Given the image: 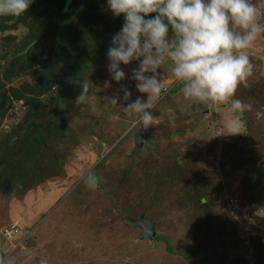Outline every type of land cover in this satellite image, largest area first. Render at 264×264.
Wrapping results in <instances>:
<instances>
[{"label":"rangeland","instance_id":"374dc122","mask_svg":"<svg viewBox=\"0 0 264 264\" xmlns=\"http://www.w3.org/2000/svg\"><path fill=\"white\" fill-rule=\"evenodd\" d=\"M252 2L264 23V0ZM28 42V26L16 20L0 32V93L8 100L0 142L34 107L29 87L39 83L47 56L31 70L5 75ZM246 52L254 72L234 98L252 110L243 113L238 135L218 130L217 120L233 118L227 104L184 98L169 61L158 69L166 92L153 98L157 121L147 129L124 109L137 97L147 99L130 79L138 61L121 64L126 78L119 83L111 78L107 56L89 61L83 79L95 112L78 104L77 96L57 101L54 88L41 95V166L24 170L25 194H0V256L8 264H264V33ZM177 85V92L168 93ZM122 87L131 92L127 102ZM12 88L25 97L17 99ZM117 93L118 106L105 104ZM53 155L60 169L50 176L45 166ZM90 170L100 178L95 191L84 183ZM230 199L239 201L240 219L231 218ZM142 216L155 225L153 239L140 238L142 229L130 221Z\"/></svg>","mask_w":264,"mask_h":264},{"label":"clouds","instance_id":"9594fccd","mask_svg":"<svg viewBox=\"0 0 264 264\" xmlns=\"http://www.w3.org/2000/svg\"><path fill=\"white\" fill-rule=\"evenodd\" d=\"M32 3L33 0H0V16H20ZM107 7L115 17H124L106 52L111 78L119 83L126 78L121 64L139 62L131 70L130 79L136 82L139 93L147 94V99L137 97L124 107L135 114L137 124L145 129L155 125L153 98L166 92L158 69L169 61L171 75L182 84L185 99L227 104L233 118L217 120L218 130L223 135L242 133V115L251 111L252 105L234 97L240 85L248 86L254 72L246 50L264 33V23L258 19L261 14L252 0H107ZM74 83L80 89L75 101L95 112L89 83ZM121 91L123 101H129L128 88L122 87ZM104 99L105 104L118 106L121 97L117 93ZM84 183L95 191L100 178L90 170ZM0 264H8L7 259L0 256ZM40 264L48 262L41 259Z\"/></svg>","mask_w":264,"mask_h":264},{"label":"trees","instance_id":"16d2710c","mask_svg":"<svg viewBox=\"0 0 264 264\" xmlns=\"http://www.w3.org/2000/svg\"><path fill=\"white\" fill-rule=\"evenodd\" d=\"M108 11L107 0H33L28 11L20 16H0V32L6 30L9 23L16 20L28 26L31 39L25 55L17 56L10 61L9 68L5 70L7 77L31 70L38 58L47 56L43 68L36 76L39 83L29 87L33 95L31 100L34 107L28 112L24 121L0 142V194L19 196L25 194V190H29L26 189L24 170L30 172L39 170L42 161L38 156L42 152V146H46V142L39 134L38 122L41 108L44 107L43 104H38L41 100L40 96L52 88L57 89V94L54 96L57 101L64 99L68 94L71 98L79 95L80 89L74 82L85 81L83 74L85 75L86 66L93 57L96 55L106 57L113 35L122 27L123 15L111 16ZM154 15L150 14V16ZM169 33L172 35L171 31ZM177 86L171 91L178 90L182 85ZM11 91L17 99L25 97L19 89L12 88ZM7 103L5 92L0 93L2 110L0 116L4 115L3 109L6 108ZM15 136L18 140L11 143V139ZM55 157L56 155H53L49 161H46L51 165V168L48 164L45 166L50 176L57 173L54 169L58 168V171L60 169V158ZM30 172L27 173L28 177ZM17 178L20 182L16 185ZM168 250L172 251L170 245Z\"/></svg>","mask_w":264,"mask_h":264},{"label":"water","instance_id":"95a60500","mask_svg":"<svg viewBox=\"0 0 264 264\" xmlns=\"http://www.w3.org/2000/svg\"><path fill=\"white\" fill-rule=\"evenodd\" d=\"M142 130L138 133V145H142ZM130 221L142 229V235L140 238H150L153 239L156 235V228L152 221L145 219L143 216L140 219H130Z\"/></svg>","mask_w":264,"mask_h":264},{"label":"built area","instance_id":"2783aa9c","mask_svg":"<svg viewBox=\"0 0 264 264\" xmlns=\"http://www.w3.org/2000/svg\"><path fill=\"white\" fill-rule=\"evenodd\" d=\"M228 210H229V214H230V216H231V218H238L239 217V219L241 218L240 217V214H241V211H243V209L242 208H240V204H239V201H237V200H235V199H230L229 201H228Z\"/></svg>","mask_w":264,"mask_h":264},{"label":"crops","instance_id":"0c3cea01","mask_svg":"<svg viewBox=\"0 0 264 264\" xmlns=\"http://www.w3.org/2000/svg\"><path fill=\"white\" fill-rule=\"evenodd\" d=\"M144 134V133H143Z\"/></svg>","mask_w":264,"mask_h":264}]
</instances>
